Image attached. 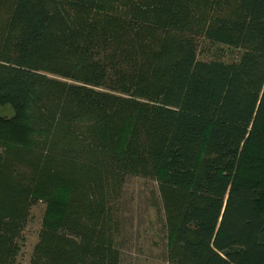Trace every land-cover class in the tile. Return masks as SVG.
<instances>
[{
    "label": "trees",
    "instance_id": "trees-1",
    "mask_svg": "<svg viewBox=\"0 0 264 264\" xmlns=\"http://www.w3.org/2000/svg\"><path fill=\"white\" fill-rule=\"evenodd\" d=\"M6 104L0 264L38 200L28 264H121L132 177L156 182L167 264H264V0H10Z\"/></svg>",
    "mask_w": 264,
    "mask_h": 264
},
{
    "label": "rangeland",
    "instance_id": "rangeland-1",
    "mask_svg": "<svg viewBox=\"0 0 264 264\" xmlns=\"http://www.w3.org/2000/svg\"><path fill=\"white\" fill-rule=\"evenodd\" d=\"M10 9V0H0V21ZM223 51V57L211 48L199 54L201 60H232L237 51ZM234 53V55H232ZM11 104L0 105V117L13 116ZM45 202L38 200L29 209L27 224L19 240V251L14 264H28L38 241V233L45 211ZM119 217L117 242L121 264H167L164 214L157 185L154 180L130 178L123 187L118 205Z\"/></svg>",
    "mask_w": 264,
    "mask_h": 264
}]
</instances>
